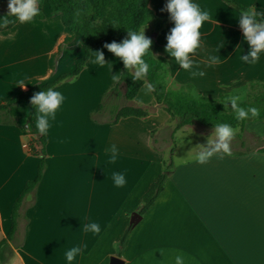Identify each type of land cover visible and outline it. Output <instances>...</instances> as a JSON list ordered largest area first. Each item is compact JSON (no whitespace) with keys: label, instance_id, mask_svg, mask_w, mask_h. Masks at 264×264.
Masks as SVG:
<instances>
[{"label":"crops","instance_id":"1","mask_svg":"<svg viewBox=\"0 0 264 264\" xmlns=\"http://www.w3.org/2000/svg\"><path fill=\"white\" fill-rule=\"evenodd\" d=\"M232 1L264 13V0ZM196 2L211 16L200 29L202 46L192 56V69L183 70L165 51L174 27L163 11L166 0H149L157 17H168L159 30L155 21L149 24L156 30L153 53L168 60L172 79L192 84L199 94L218 102L253 80L263 81L264 55L253 65L241 60L249 45L239 21H234L238 11L230 10L224 0ZM8 3L0 0L1 13L9 12ZM41 8L43 19L0 30V104L34 84L73 72L84 56L82 35L70 31L47 1ZM96 51L105 56L103 67L92 63ZM211 55H220V63L209 66ZM123 68L104 45L92 49L79 75L53 88L65 100L45 144L30 105L9 106L7 118L13 122L0 121V245L6 240L13 253L6 258L0 251V264H68L65 252L74 246H81L82 252L72 264H110L113 256L124 264H171L177 254L187 264H264L261 142L234 149L222 159L213 157L206 165L194 162L197 149L176 160L174 146L172 174L151 207L139 213L143 195L171 160L175 137L187 132L208 140L215 128L183 126L172 140L177 118L157 102L153 89L147 91L148 82L130 102L151 108L148 115L122 117L115 124L96 121L103 95L117 84ZM193 71L205 75L194 77ZM22 79L25 86L16 85ZM121 90L125 92L124 84ZM234 128L232 142L240 134L239 127ZM245 128L246 141L264 140V121H247ZM112 144L120 151L115 163H109ZM41 158L46 163L43 176L23 196L27 183L37 177ZM113 172L124 173L125 186H114ZM13 222L15 233L9 238ZM90 222L100 225L99 234L84 231L83 225Z\"/></svg>","mask_w":264,"mask_h":264},{"label":"trees","instance_id":"2","mask_svg":"<svg viewBox=\"0 0 264 264\" xmlns=\"http://www.w3.org/2000/svg\"><path fill=\"white\" fill-rule=\"evenodd\" d=\"M44 1L48 2L53 14L61 16L64 25L70 31L82 35L84 56L76 65L73 72L62 74L56 79L44 84H34L27 91L6 99L0 104V121L2 122H13L7 118V110L11 104L25 102L32 108L31 119L35 123V110L30 103L33 92L45 91L49 87L55 88L62 82L77 77L89 59L91 50L99 45H105L113 41L122 42L124 39L129 38V30H141L152 21L156 22V30H159L168 19V17H157L149 6V0H39L40 14L36 19H43L45 17L41 8ZM224 1L230 5H237L241 10L248 8L232 0ZM7 15L8 13L0 12V18ZM15 24L9 23L6 27L0 28V30L9 29ZM150 51L153 56L147 57V61L151 66L149 74L142 80L135 82L131 78L132 73H134L133 70L130 72L129 69L124 67L117 84L103 95L99 111L95 115V120L115 124L122 117H142L148 115L152 111L151 108L137 107L130 103L137 95L141 86L145 82H148L152 86L157 102L162 104L169 113L177 118L176 126L171 132L172 140H174L176 131L183 126L199 123L208 128H214L216 123L223 122L229 123L233 127H240V134L237 135L236 143L242 148H247V141L242 137V133L246 131L245 123L251 120L264 121V93L260 98L261 100L255 104V108L259 111V116L237 121L234 119L233 112L227 114L221 112L215 100L204 97L201 94V99L196 100L192 96V90L195 86L192 84H179L174 81L168 60L163 56H156L152 48H150ZM123 84L126 87L125 92L121 90ZM252 84L255 87H264V80H253L248 85ZM240 106L254 107L252 103H245ZM41 142L43 144L46 143L45 135L41 137ZM260 150L264 151V147L260 148ZM173 153L174 145L171 148L170 162L165 166V169L158 179L152 183L143 195V203L139 209L140 214L145 213L151 207L162 192L169 176L172 174L174 170ZM45 169V159L41 158L38 165L37 177L35 180L27 183L22 193L23 196L38 185ZM15 224L13 222V229L9 234V238H12L15 233ZM132 226L133 224L126 230L121 240V246L124 245ZM0 251L6 258L13 253L12 248L6 240L1 243Z\"/></svg>","mask_w":264,"mask_h":264},{"label":"clouds","instance_id":"3","mask_svg":"<svg viewBox=\"0 0 264 264\" xmlns=\"http://www.w3.org/2000/svg\"><path fill=\"white\" fill-rule=\"evenodd\" d=\"M9 12L5 17L0 18V28L6 27L9 23L26 24L34 21L40 14L39 0H9ZM163 11L170 15V20L174 27L170 29L167 35V44L165 51L173 58L175 63L183 70H191L193 67L192 56L202 46L200 29L205 21L210 19V12L206 8H202L196 0H166V5ZM239 27L242 29L243 36L249 45V51L246 55L241 56V60L245 64L253 65L257 63L261 56L264 55V13L256 11V6L243 8L238 15ZM129 38L122 42H111L104 47L119 58L126 69L132 73L133 81H140L145 78L150 71V64L147 57L153 56L150 51L152 40L145 35L144 28L142 30H129ZM96 55L92 59V63L103 67L105 56L103 52L96 51ZM220 63V55H211L208 57V65L215 66ZM165 65V64H164ZM192 75L203 77V71H193ZM113 79L116 75H113ZM16 85L25 86V81L19 80ZM147 91H152V86L148 85ZM192 96L196 100H200L201 96L198 91L193 88ZM65 96L61 91L51 87L45 91L36 92L31 98V105L35 110V129L39 135H47L51 122L55 120L58 110L64 103ZM222 101L225 108L228 109L229 102L231 110L234 113V119L243 121L252 117L259 116L257 108L248 106L241 107L240 102L242 96L237 94L226 95ZM215 139L207 140V146L199 145L193 147L197 149L194 162L199 165H206L213 157L223 158L231 156V143L236 135V129L229 123H216L214 125ZM179 139L184 142V137ZM109 163H115L120 155L119 148L116 144L110 146ZM190 151V152H191ZM113 184L116 187H123L127 180L122 172L112 173ZM85 232L99 234L101 232L100 225L96 222H90L83 225ZM82 252L81 246H74L65 252V259L68 264L79 256ZM171 264H187L186 258L183 255L177 254L174 256Z\"/></svg>","mask_w":264,"mask_h":264},{"label":"rangeland","instance_id":"4","mask_svg":"<svg viewBox=\"0 0 264 264\" xmlns=\"http://www.w3.org/2000/svg\"><path fill=\"white\" fill-rule=\"evenodd\" d=\"M246 6V5H243ZM227 7H229L230 10H234V11H238V13L241 11V8H239L237 5H227ZM246 7H250V6H246ZM235 22H238V20L236 21L234 19ZM144 31H145V35L150 38L152 40L153 43V34L156 33V30L153 28V25H145L144 27ZM142 28V29H143ZM141 29V30H142ZM152 50H153V46L151 45ZM264 93V87L262 86H256L254 84L252 85H245L244 87L235 90L233 93L229 94H237V95H241L242 96V101L240 102V105H243L245 103H252L253 106L255 107V104L258 103V101H260L262 94ZM223 99V98H222ZM222 99L218 102L216 101V105L218 106V109L223 112V113H230L233 112L231 110V104L229 102V107L228 109L225 108V104L222 101ZM239 105V106H240ZM188 128L193 127L195 130H200V129H210L208 127H206L205 125L196 123L194 125H188ZM239 127V126H237ZM240 129V127H239ZM187 135L186 137H184V142L182 143V141L179 139L180 136H184ZM207 138L205 136H201L198 135L197 137H193L190 136L187 132H180L176 137H175V143L174 146L177 148V154H176V160H180L181 157L183 156H189L190 155V151L193 147L199 146V145H204L206 143ZM237 140V139H236ZM236 140L234 142L231 143V149H242V147L236 143ZM247 145L248 146H257L261 144L264 145V140L261 141H251L250 139L247 138ZM174 147V148H175ZM173 157V155H172ZM176 160H173L176 161Z\"/></svg>","mask_w":264,"mask_h":264},{"label":"water","instance_id":"5","mask_svg":"<svg viewBox=\"0 0 264 264\" xmlns=\"http://www.w3.org/2000/svg\"><path fill=\"white\" fill-rule=\"evenodd\" d=\"M155 36L156 33L153 34V38H155ZM137 216L139 217V214H137ZM110 264H124V261L118 256H113L111 257Z\"/></svg>","mask_w":264,"mask_h":264}]
</instances>
